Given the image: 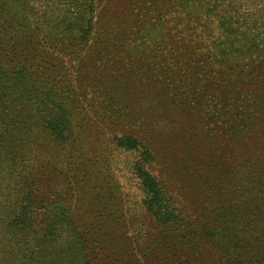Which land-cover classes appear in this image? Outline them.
I'll list each match as a JSON object with an SVG mask.
<instances>
[{"label":"trees","instance_id":"1","mask_svg":"<svg viewBox=\"0 0 264 264\" xmlns=\"http://www.w3.org/2000/svg\"><path fill=\"white\" fill-rule=\"evenodd\" d=\"M259 2L257 12L253 13L244 10L237 0H172V19H180L181 27H186L190 35L186 55L204 60V51L193 49L195 44L202 48V45L214 47L216 43L215 47L225 45L234 55L259 51L260 60H264V1ZM56 5L65 13L54 22L45 18L43 12L39 26L30 28L33 36H29V42L17 35L7 38L12 33L0 30V151L6 142L33 137L36 123L43 124L41 130L58 146L71 145L75 137L72 118L80 115L85 119L80 110L88 96L106 97L105 103L112 104L111 108L115 104L125 107L128 102L121 92L119 100L112 103L115 86L112 85L114 78H107L108 67L85 63L87 56L92 57L93 52L99 51L91 46L97 31L94 23L97 0H56ZM182 11L184 17L180 16ZM131 13L130 10L127 16L131 23H136ZM27 17L21 18L28 22ZM214 18H217L215 23ZM211 23L220 27L221 33L208 39L206 32ZM206 39L208 42L204 45ZM159 70L156 81L162 90L172 88L173 103H182V97L189 99L187 89L194 88L198 78L191 75L172 79V70L165 71L164 67ZM221 72H227L226 68ZM102 74L104 76L98 80ZM248 82L240 87L242 90L228 86V96L217 104L222 108L209 109L204 120L214 124L224 117L230 121L232 127L224 134L211 136L221 139L222 144L217 143V147L207 150L204 159L198 157L179 171L180 181L188 182L186 189L194 193L191 202L187 201L189 198L180 201L178 197H169L150 171L156 159L145 143L148 123L138 122L139 126L121 129L120 122L109 128L115 150L127 157L123 172L140 190L142 210L156 224L155 228L159 227L161 236H154L153 229L145 228L132 243L127 235L124 239L123 229L127 226L105 221L101 224L104 228L101 244L106 241L107 248L91 246L88 252L81 246L89 256L80 257L74 250L68 255L53 256L55 253L50 249L54 246L48 242L30 243L33 239L29 235L36 229L34 215L40 202L37 200L40 189L35 184L37 176L33 169L29 172L21 168L12 177L17 203L6 217L4 227L8 237L1 238L2 246L7 241L14 242L11 254H15L12 257L15 262L9 264H69L66 259L76 264H136L126 259L141 251L146 258H155L160 264H264V76ZM234 99L242 103L247 100L251 104L247 107L252 108H223ZM191 102L190 99L187 106ZM14 103L20 111L12 107ZM114 109L120 117L123 110H127ZM128 110L126 113L136 109ZM25 113L28 116L23 118ZM36 117L38 122L34 123ZM124 117L130 122L138 120L134 114H124ZM67 158L69 162L71 159ZM97 199L94 212L102 217L109 200ZM115 213L117 218L122 216Z\"/></svg>","mask_w":264,"mask_h":264},{"label":"rangeland","instance_id":"2","mask_svg":"<svg viewBox=\"0 0 264 264\" xmlns=\"http://www.w3.org/2000/svg\"><path fill=\"white\" fill-rule=\"evenodd\" d=\"M237 1L244 10L253 13L257 12L260 4L259 0ZM56 6V0L49 3L47 0H0V30L12 33L7 38L17 35L29 42V36H33L30 28L33 30L39 26V17L43 12L46 13L45 18L54 22L65 13ZM97 8L94 22L97 31L91 46L99 51L93 52L92 57L87 56L85 63L108 67L107 78H114L112 85L115 86L111 93L114 94L112 103L119 100L121 92L128 100L125 107L113 106L127 110H123V117H120L111 108L112 104L105 103L106 97L95 94L86 97L80 110L85 119L80 115L72 118L75 137L71 145L58 146L51 136L41 130V123L34 125V135L30 139L4 143L0 151V264L15 262L12 258L15 254H11L14 242L7 241L2 246L1 238L8 237L4 227L6 217L15 210L13 206L17 203L16 184H13L12 177L21 168L29 172L33 169L37 176L35 184L40 189L37 195L40 202L34 215L36 229L29 235L33 239L30 243L36 240L48 242L54 246L50 249L52 254L55 253L53 256L68 255L73 250L80 257L83 254L89 256L81 246L88 252L91 246L107 248L106 241L101 244L104 236L101 224L105 221L127 226L123 229L124 239L127 235L132 243L145 228L153 229L151 234L154 236H161L159 227L155 228L156 224L142 210L140 190L123 172L127 157L115 150L109 128L120 122L121 129L135 124L139 126L138 122L148 123L145 143L156 159L150 171L165 187L169 197H178L180 201L189 198L187 201L191 202L194 193L186 189L188 182L183 184L180 181L179 171L184 164L195 162L198 157L204 159L208 149L217 147V143L222 144L221 139L215 140L211 136L220 132L224 134L232 127L224 117L214 124L205 122L209 109L222 108L217 104L228 96V86L234 85L242 90L240 87L248 84V80L264 76V60H260L259 51L234 55L225 45L215 47V43L214 47L202 45L201 48L195 44L193 49L198 52L203 50L205 59H191L186 55L190 35L186 27H181L180 19H172V0H97ZM128 10L134 13L136 23H131ZM22 16H28V22ZM180 16L184 17L183 11ZM216 20L214 18L212 22ZM211 25L206 32L208 39L221 33L220 27ZM51 35L55 36L54 32ZM207 42L206 39L204 45ZM230 54L233 56L229 58ZM220 55L224 59H220ZM219 60H223L222 63ZM70 62L67 60V63ZM161 67L165 71L172 70V79L193 75L198 78L197 85H200L187 89L189 99L182 97V103H173L172 88L162 90L156 81ZM223 68L227 72H221ZM190 99L191 105L187 106ZM234 100L223 108H252L247 107L251 105L247 100L243 103ZM12 107L21 110L15 103ZM128 108L136 110L126 113ZM124 114H134L138 120L130 122ZM22 115L23 118L28 116L27 113ZM35 122H38L37 117ZM192 128L198 130L192 131ZM209 134L212 135L206 137ZM67 157L71 159L69 162H66ZM46 165H49L47 169ZM97 198L109 200L107 212L102 217L94 212ZM115 212L122 216L117 218ZM66 260L69 264H76ZM129 261L160 264L155 258H146L142 251L126 259V262Z\"/></svg>","mask_w":264,"mask_h":264}]
</instances>
